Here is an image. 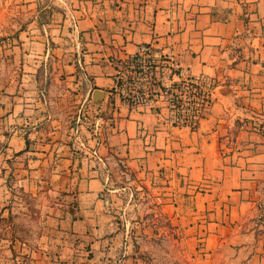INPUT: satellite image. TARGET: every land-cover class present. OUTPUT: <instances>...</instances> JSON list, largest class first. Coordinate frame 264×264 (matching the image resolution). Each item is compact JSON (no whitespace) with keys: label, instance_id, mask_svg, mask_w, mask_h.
Masks as SVG:
<instances>
[{"label":"crops","instance_id":"crops-1","mask_svg":"<svg viewBox=\"0 0 264 264\" xmlns=\"http://www.w3.org/2000/svg\"><path fill=\"white\" fill-rule=\"evenodd\" d=\"M51 2L28 3L36 14L23 30L39 32L25 41L29 88L0 94V224L30 206L11 192L2 159L13 155L22 159L15 183L36 198L40 222L36 247L0 233L7 264H147L122 220L132 193L123 199L125 186L112 184L117 162L181 228L193 264H264V0ZM141 43L215 77L196 127L171 124L162 99L120 100L117 68ZM50 64L74 90L85 86L75 96L94 110L68 130L50 110L51 89L37 86V68Z\"/></svg>","mask_w":264,"mask_h":264},{"label":"rangeland","instance_id":"rangeland-1","mask_svg":"<svg viewBox=\"0 0 264 264\" xmlns=\"http://www.w3.org/2000/svg\"><path fill=\"white\" fill-rule=\"evenodd\" d=\"M28 3L29 0H0V94L15 90V86L19 90L21 88L22 91L29 88V78L26 75L29 72L26 56L28 50L25 41L30 38L29 35L36 34L38 37L39 32L28 34L23 30L26 23L34 19L36 14V12H32L33 9ZM45 4H50V7L54 6L51 0H41V5ZM38 18L47 19V12L38 15ZM37 37L35 41L41 42ZM29 40H33V37ZM32 44L35 46L33 49L41 54L39 51L41 46L36 42ZM37 58L39 59V57ZM61 76L62 74L59 73L57 67L53 68L52 64L50 67L39 65L37 68V86L40 89H51L53 101L50 110L61 121L62 126L68 130L79 124L81 120L86 121V118H91L94 110L89 101L86 100L81 103L78 99H82V97L80 95L75 96L74 92L77 90L84 91L85 86L80 84L82 88L74 90L69 85L70 80L62 79ZM28 97L30 96L28 95ZM25 102L28 103L29 101ZM79 107L81 109L77 111ZM77 114L81 117L77 118ZM7 134L8 131L0 127V150L5 143ZM21 162V157L16 158L14 155L2 159L3 168L9 169L10 167L8 179L13 184L11 192L15 194L16 200L29 202L30 206L27 210L21 209L23 215L15 221L5 218L6 221L0 224V233L5 234L8 230L13 234L15 233L19 239L28 241L30 238L32 246L36 247L38 244L35 238L40 230L38 209L34 206V202L37 200L15 183V176L12 174ZM114 167L116 170L112 176V184L125 186V189L118 191L119 196L126 199L130 192L132 193L128 205L124 208L126 215L125 219H122L124 226H127L129 234L132 235L130 239L133 244L137 245V240L138 245L143 246L145 250L143 257L147 264H193L194 254L191 253L187 243L182 238L181 228L171 224L166 213L159 206H156L155 202H150L151 198L146 189L136 188V182L132 181L133 174L123 163L117 162ZM9 174L11 175L9 176ZM135 234L138 235L137 238L134 237ZM9 259L7 255L0 254V264H7ZM115 262L120 264L119 259H116L113 264Z\"/></svg>","mask_w":264,"mask_h":264},{"label":"built area","instance_id":"built-area-1","mask_svg":"<svg viewBox=\"0 0 264 264\" xmlns=\"http://www.w3.org/2000/svg\"><path fill=\"white\" fill-rule=\"evenodd\" d=\"M216 85L214 76L192 74L178 62L161 60L149 44L141 43L118 66L115 91L129 106L154 107L155 101L162 99L171 124L194 128Z\"/></svg>","mask_w":264,"mask_h":264},{"label":"water","instance_id":"water-1","mask_svg":"<svg viewBox=\"0 0 264 264\" xmlns=\"http://www.w3.org/2000/svg\"><path fill=\"white\" fill-rule=\"evenodd\" d=\"M103 91L99 89H95L92 93V99H93V104L98 105L99 101L102 98Z\"/></svg>","mask_w":264,"mask_h":264},{"label":"trees","instance_id":"trees-1","mask_svg":"<svg viewBox=\"0 0 264 264\" xmlns=\"http://www.w3.org/2000/svg\"><path fill=\"white\" fill-rule=\"evenodd\" d=\"M26 141H27V138H26Z\"/></svg>","mask_w":264,"mask_h":264}]
</instances>
